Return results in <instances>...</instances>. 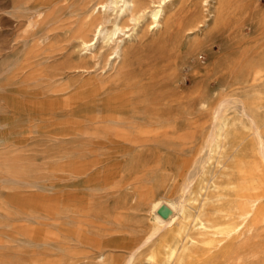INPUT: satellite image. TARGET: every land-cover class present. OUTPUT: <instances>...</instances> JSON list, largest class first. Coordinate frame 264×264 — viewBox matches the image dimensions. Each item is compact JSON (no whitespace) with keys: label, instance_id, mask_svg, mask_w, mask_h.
<instances>
[{"label":"rangeland","instance_id":"374dc122","mask_svg":"<svg viewBox=\"0 0 264 264\" xmlns=\"http://www.w3.org/2000/svg\"><path fill=\"white\" fill-rule=\"evenodd\" d=\"M102 1L0 0V264H264V80L243 82L264 54V0H225L220 18L215 0H168L158 29L125 14L113 69L101 40L79 45ZM154 198L187 217L130 259ZM252 199L248 230L207 242L197 212L235 226Z\"/></svg>","mask_w":264,"mask_h":264},{"label":"bare ground","instance_id":"6f19581e","mask_svg":"<svg viewBox=\"0 0 264 264\" xmlns=\"http://www.w3.org/2000/svg\"><path fill=\"white\" fill-rule=\"evenodd\" d=\"M167 1L168 0H105L102 2L95 3L94 9H96L97 12H100V10L103 11V18L98 17V18L92 20L91 23H88L87 26L82 28V30L79 34V45L83 49L89 50L95 46V43L98 42V40H101V42L105 43L109 47V51L105 54V58H106V63H108L110 61L109 66L111 69H113L115 62H117L121 58H123V59L125 58L123 45L121 44L122 40H120L119 43H115V41L118 38V34L123 32V28L121 26V20L123 19L124 15L127 14L129 16V20L133 24L137 23L140 18L147 17L150 21L151 28L158 29L161 26V20H162L163 11H164L163 9H164V6L167 3ZM215 1L217 2L216 17L220 18L223 14V11H224V3H225L224 1L225 0H215ZM108 9H111L114 12V18H113V20L111 19V21H110V19H108V17L105 16L107 14ZM107 22L111 24L110 27H107V25H105ZM198 26L199 25H195L192 23V24L188 25L184 30L187 31L188 33H192L195 30V28H197ZM127 37H130V35L128 34ZM244 73H245V80L243 82L250 81L252 83L251 85H253L254 83L256 84V83L263 81L264 80V54L260 57V59L256 60L251 66H249L247 69H245ZM111 84L112 83L110 81L109 82H103V83L98 84L97 86H95L91 89L98 91V93L99 92L100 93H107V91H109L111 89ZM239 89H240V87H239ZM228 100L229 99H227L225 102H227ZM232 100L236 101V100H238V97L232 98ZM241 108H242V113H240V112L239 113L242 116H246V117L251 116V113H249V109H247V107L245 106V103L241 102ZM215 113H216V111H215ZM113 119H114L113 121L116 122V119L115 118H113ZM252 121H255V120H252ZM249 125H251V124H249ZM225 126H226L225 123H220L218 125V128H217L218 133L213 138V142L217 145V147H219V140L223 135L222 132L224 131ZM258 126L259 125L257 123V127ZM263 138H264V136H263ZM261 142H264V141H261ZM259 150L261 153V157L264 159V144L260 145ZM247 173H249V172L247 171ZM257 202L258 201L256 199L255 200L252 199V201H250V203H249V206L245 205L248 207V209L246 211H244L243 213L237 214V218L239 219L240 222L235 226H232L231 224H227L224 227L219 228L217 225L216 226L206 225V220L201 217L199 212H197L194 215V218L198 220V225H199L200 229H202V230L210 229L211 230V233L209 234V235H211V238L207 242L212 243L213 241H215V239H214L215 236H224V238L228 237V236L230 237L231 232H234V234H235L238 231H240L239 230L240 226H242V229L244 228V230L247 229L246 227H247V223H248L247 222L248 218L250 215H252L253 211L255 210V208L257 206ZM163 203H165L171 210V212L169 213V216L167 218L163 217L160 214V212L158 211V209L160 208V206ZM182 203H183L182 199L177 202V201H174L171 199L161 200V199H156V198L152 199L149 202V206H148L149 213H152V215H153L155 227L150 233H148V235L145 238H143L133 248L131 255H130V259L145 244L149 243L152 239H154L162 229L169 226V224L171 223V220H172L173 213L174 214L179 213V215H181L182 218L187 217V215H186L187 209L183 206ZM239 212H241V211H239ZM199 228H198V231H200ZM183 231H184V228L182 229V232ZM220 241L221 240H219L218 243ZM164 250H165L164 254L166 256V260L169 261L171 258L176 256L177 251L179 250V247H177L176 245H169L166 243V245L164 246ZM99 257H100V261H103V258H104L103 255L100 254ZM148 259L150 260V262L151 261L153 262L154 258H152V256H150V257H148ZM153 263H155V262H153ZM128 264H129V262H128Z\"/></svg>","mask_w":264,"mask_h":264},{"label":"water","instance_id":"95a60500","mask_svg":"<svg viewBox=\"0 0 264 264\" xmlns=\"http://www.w3.org/2000/svg\"><path fill=\"white\" fill-rule=\"evenodd\" d=\"M158 211L163 214V215H166L169 211L168 207L165 205V204H162L160 206V208L158 209Z\"/></svg>","mask_w":264,"mask_h":264}]
</instances>
